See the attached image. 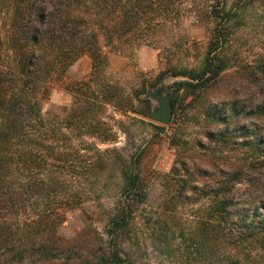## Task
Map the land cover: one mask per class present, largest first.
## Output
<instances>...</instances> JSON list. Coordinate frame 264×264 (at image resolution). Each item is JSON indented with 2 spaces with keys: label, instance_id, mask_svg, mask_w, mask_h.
Masks as SVG:
<instances>
[{
  "label": "rangeland",
  "instance_id": "rangeland-1",
  "mask_svg": "<svg viewBox=\"0 0 264 264\" xmlns=\"http://www.w3.org/2000/svg\"><path fill=\"white\" fill-rule=\"evenodd\" d=\"M218 1L229 12L223 28L225 41L215 54L225 70L218 83L211 84L203 101L192 106L188 99L181 106L180 93L170 124L159 131L154 126L161 125L144 117L141 101L149 89L159 84L167 86L173 99L174 84L183 80L174 72L202 68L216 24L211 9ZM173 3L172 7L166 8L164 3L158 6L154 15L168 9L160 16H141L140 25L147 29L126 37L116 36L112 45L98 31L101 63L95 68L89 55H81L64 72L54 67L55 61L31 79L28 87L19 63L21 45L26 44L21 37L17 41L14 4L12 0H0L4 60L14 76L16 89L38 91L35 100L43 119V123L26 125L23 135H49L54 153H63L59 160L53 156L47 172L37 169L31 176L16 174L14 181L9 175L7 180L23 184L32 177L46 179L51 171L54 185L50 186L62 188L61 193L50 199V204L43 197L38 198L27 213L34 217L39 213L37 209L54 208L65 213L57 236L66 248L84 256L94 251L100 255L99 247L107 251L114 244L121 259L131 264H264V234L259 231L257 238L245 239V233L235 229L237 216L218 224L212 208L214 199L197 195L217 181L190 177L186 181L190 182L189 188L184 189L187 184L182 182L179 186L169 178L183 151L187 159L196 160L198 155L191 152L193 144L202 141L206 146L200 133L212 126L202 116V110L229 100L264 106V94L257 90V85L264 87V0ZM120 16L118 12V21ZM26 51L31 55L28 48ZM160 73L164 75L156 81ZM107 86L130 99L134 110L113 107L106 100ZM173 130L182 136L187 148L178 150L171 145ZM211 149L210 168L222 171L234 164L238 170H250L252 184L242 182L234 187L233 209L248 210L251 219L254 215L260 219L264 213V167L252 154L245 162L246 155L216 144ZM131 170L142 179L145 198L136 206L129 226L120 230L112 243L107 236L109 219L122 199L123 173Z\"/></svg>",
  "mask_w": 264,
  "mask_h": 264
},
{
  "label": "trees",
  "instance_id": "trees-1",
  "mask_svg": "<svg viewBox=\"0 0 264 264\" xmlns=\"http://www.w3.org/2000/svg\"><path fill=\"white\" fill-rule=\"evenodd\" d=\"M12 3L13 24L19 35L17 41L22 38L26 44L21 45L23 55L19 63L24 72L22 75L26 81L25 85L28 87L31 79L36 78L47 66L54 65L55 61L57 65L54 67L64 72L66 67L81 55H89L95 68L101 63L98 31L103 33L106 43L112 45L116 36L121 38L135 34L138 30L145 31L147 28L141 27L139 22L141 16H160L159 14L168 10L159 11L154 15L156 8L162 3L166 8L174 6L173 0H12ZM118 12L121 15L119 21ZM211 15L216 24L202 68L174 72L175 76H180L183 80L174 84L173 114L177 110L176 103L180 93L181 106L188 99L191 102L189 105L192 106L198 101H203L211 84L218 83L225 70L223 61L215 54L225 41L223 28L229 20V12L225 10V5L218 1L212 6ZM27 48L31 55L26 51ZM163 75L164 73H160L156 81ZM15 87L14 76L4 60L0 36V264H5V259H9L7 264H131L121 259L114 244L113 248L107 251L99 247L100 255L94 251L92 255L86 253L84 256L66 248L57 236L58 228L66 219L65 213H60L59 209H37L36 212L39 213L34 217L27 213L32 202L37 203V199L43 197L50 204V199L57 198L62 188L50 186V183L53 184L51 171L45 175L46 179L32 177L23 184L9 182L8 176L11 175L15 181L16 174L31 176L37 169L47 172L54 160L53 156L56 155L59 160L63 153H54L49 135H23L26 125L32 122L43 123V119L35 100L38 91ZM114 90L116 92H112ZM114 90L112 87H106V100L119 110H134L131 100L125 99L117 89ZM257 90L264 94V87L258 88L257 85ZM141 102L145 108L143 115H146L151 109V102L147 99ZM27 112L28 114H25ZM202 112V116L212 128L200 133L207 141L206 146L202 141L193 144L191 152L198 155L196 163L199 165H196L194 157L191 161L187 159L186 152L183 151L182 156L171 168L169 178L179 186L187 184L184 189L189 188L190 182L186 181L190 180V177L217 181L215 185L204 187L201 191L197 188L194 190L199 191L196 194L202 198L214 199L212 208L215 218H218V224L225 218L232 220L237 216L235 229L244 232L245 239L257 238L259 231L264 234V213L260 219H256L257 215L251 219L248 210L244 211L239 207L233 209L236 204L234 187L242 182L252 184V178H249L250 170H238L234 164L222 171L210 168L212 160L209 153L211 146L216 144L225 150L246 155L243 159L245 162L249 154H252V157L259 160V166L264 167V106L253 105L251 102L240 104L229 100ZM154 128L159 131L165 129L163 126ZM171 134V145L183 150L182 147H186L187 143L182 141V136L175 130ZM234 146L237 147L236 150L233 149ZM189 162L192 163L191 169L188 167ZM123 176L122 199L109 219L107 229V236L112 243L116 242L119 231L129 226L136 206L145 198L142 179L138 173L131 170L124 172ZM76 255L78 257H75Z\"/></svg>",
  "mask_w": 264,
  "mask_h": 264
},
{
  "label": "water",
  "instance_id": "water-1",
  "mask_svg": "<svg viewBox=\"0 0 264 264\" xmlns=\"http://www.w3.org/2000/svg\"><path fill=\"white\" fill-rule=\"evenodd\" d=\"M167 90V86L159 84L145 95V99L151 102V109L144 117L164 127L170 124L173 112L172 94Z\"/></svg>",
  "mask_w": 264,
  "mask_h": 264
}]
</instances>
